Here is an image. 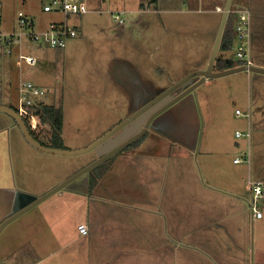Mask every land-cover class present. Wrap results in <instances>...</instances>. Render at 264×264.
I'll list each match as a JSON object with an SVG mask.
<instances>
[{
    "label": "rangeland",
    "instance_id": "1",
    "mask_svg": "<svg viewBox=\"0 0 264 264\" xmlns=\"http://www.w3.org/2000/svg\"><path fill=\"white\" fill-rule=\"evenodd\" d=\"M50 2L0 0V31L17 29L19 11L31 16L34 23L44 30L51 21L62 19L61 14L43 12V5ZM85 2L89 5L86 14L68 17L71 24L78 26L79 35L77 33L78 37L68 40L64 48L53 49L43 41L25 39L22 45L12 48L13 62L10 56L0 57V105L18 111L16 87L21 79L33 81L48 91L42 98L46 105H60L61 99H64V140L65 149L69 151L88 147L155 95L187 74L205 69L225 0ZM212 3L221 6L216 21L209 14L191 11ZM243 4L238 5L241 6L239 8H246ZM116 14L120 16V21H115ZM250 28V60L253 65L264 68V56L255 55L257 51L252 43L251 22ZM20 49L21 53L36 57L35 66L23 65L20 68L15 64ZM226 56L238 62L234 48ZM187 98L159 118L173 132L179 131V124L177 126L174 122L178 113L182 115L184 126L192 127V132L196 131L195 142L192 136L190 140L186 139V144L183 143L195 144L192 150L183 148V179L189 176L199 178L201 182L210 178L221 179L225 175L222 168L226 171L227 168H237L244 177L242 168L248 165L253 175L264 176V74L238 72L207 79L195 89L194 95ZM236 109L243 115L237 116ZM0 125L5 126L0 134V150L10 164L6 178L8 181L13 178L19 186H16L17 189L27 191L30 196L39 188H44L42 195L46 194L52 188L45 190L44 184L52 178L65 172L67 180L96 159L94 151L71 156L50 153L48 158H40L35 154L36 149L22 137L12 117L0 112ZM248 129L250 138L245 136ZM37 130L43 137H50L41 120ZM153 130L150 129L143 139L151 134L159 135ZM236 131L244 136L236 137ZM16 137L29 152L17 146ZM21 154L25 155L23 162ZM115 156L102 162V167L110 164ZM235 157L242 159L238 166L232 165L231 160ZM101 164L94 173L83 174L76 180L95 175L102 168ZM70 185L65 186V193H70ZM80 198L82 201V196ZM85 200L88 210L93 200L88 197ZM68 202L65 203V211L72 210L71 201ZM36 208L17 217L1 230L0 260L5 264L32 263L46 250L40 242H28L37 229L39 232L43 230V225L38 222L40 216L35 215L39 207ZM42 208L48 210L46 206ZM71 215L67 212V227L85 219L83 213L75 217ZM51 242L48 241L47 246Z\"/></svg>",
    "mask_w": 264,
    "mask_h": 264
},
{
    "label": "crops",
    "instance_id": "2",
    "mask_svg": "<svg viewBox=\"0 0 264 264\" xmlns=\"http://www.w3.org/2000/svg\"><path fill=\"white\" fill-rule=\"evenodd\" d=\"M82 1L88 8V3ZM241 3L250 12L255 55L264 56V0H232L233 10L241 7L238 6ZM191 11L209 14L216 21L221 6L212 3ZM35 26L43 30L36 23ZM228 52H223V56L228 58ZM10 57L13 62L15 57ZM60 105L63 111L64 99ZM164 113L154 122L153 131L159 135L151 134L136 147L118 152L110 164L104 166L102 176L94 177L96 183L92 189L89 187L91 178L87 176L72 182L68 188L70 193H65L64 188L28 210L39 207L35 215L40 216L38 222L43 225V230L37 229L28 242H40L46 249L29 264H264V196L259 202L262 217L256 218L250 208L249 184L250 181L264 182V176L253 175L248 165L242 168L244 177L237 168H227V171L222 168L225 175L221 179L210 178L204 182L192 176L183 179V148L192 150L195 144L185 145L186 139L193 136L195 142L196 131L184 126L182 115L177 113L174 122L181 130L173 132L168 124L160 122ZM64 121L63 114L60 147L53 146L50 137L40 135L38 127L32 128L36 141L45 147L65 149ZM4 130L5 126L0 125V134ZM16 140L17 146L28 150L17 137ZM27 143L36 149L35 154L40 158L50 154ZM20 158L22 162L26 160L25 155L21 154ZM233 160L234 166L242 163H233ZM7 169L10 172V164L0 150V224L29 204L30 198L34 200L44 192V188H39L30 196L23 189L19 191L13 178L7 180ZM64 180L65 172L44 184L45 190ZM85 197L93 200L88 210L87 203L84 205ZM68 201L72 210L65 211ZM45 206L48 210L42 208ZM67 212L72 213L70 217L83 213L85 219L67 227ZM79 225L86 226L87 235L79 233ZM48 241L52 242L47 246Z\"/></svg>",
    "mask_w": 264,
    "mask_h": 264
},
{
    "label": "built area",
    "instance_id": "3",
    "mask_svg": "<svg viewBox=\"0 0 264 264\" xmlns=\"http://www.w3.org/2000/svg\"><path fill=\"white\" fill-rule=\"evenodd\" d=\"M1 8V7H0ZM86 5L82 0H51L50 3L43 5L44 13L61 14L62 19L53 21L48 24L44 30L36 29L34 20L24 12L17 13V29L10 32H0V56L12 55V48L22 45L26 40L30 42L43 41L46 45L53 49H62L66 42L77 37V27L68 21L69 16L81 15L87 13ZM234 14V32L235 44L234 53L238 62L243 65L250 66L253 63L250 60V41H251V16L246 8H238L231 11ZM113 17V16H112ZM115 21H120L118 14L114 15ZM37 60L31 55L18 53L15 64L22 68L23 65L30 67L35 66ZM18 98V112L21 117L28 122L31 128H37L40 125V109L41 105H46L42 98L47 94L45 88L39 86L30 80L21 79L16 87ZM235 114L242 116L240 110L236 109ZM247 116L249 114L247 113ZM236 137L244 136L243 133L237 131ZM245 136L250 138V132L247 131ZM248 161V160H247ZM242 159L235 157L233 163H240ZM252 192L250 200V208L254 217L261 218L262 212L259 209V202L264 196V182H249ZM78 231L81 235H87L88 231L85 225H79ZM0 264H4L0 261Z\"/></svg>",
    "mask_w": 264,
    "mask_h": 264
},
{
    "label": "water",
    "instance_id": "4",
    "mask_svg": "<svg viewBox=\"0 0 264 264\" xmlns=\"http://www.w3.org/2000/svg\"><path fill=\"white\" fill-rule=\"evenodd\" d=\"M231 4L232 0H225L220 23L215 35L208 64L204 70H197L187 74L182 79L175 82L171 87L155 95L150 101L145 103L138 110L129 115L126 119L119 122L116 126L111 128L108 132H106L104 135H102L100 138H98L86 148L76 151H69L66 149L45 147L32 137L27 124L18 112L8 106L0 105V112H3L12 117L16 121L25 139L39 150H42L47 153H56L69 156L80 155L88 153L90 151H94L96 155V159L94 161L84 166L81 170L76 172L67 180L52 188L46 194L35 198L32 202H30L29 204H27L26 206L6 218L0 224V232L8 223L33 208L50 195L61 191L65 188V186L75 181L81 175L88 173L90 170L94 169L96 166L107 160L109 157L117 154L118 152L129 146L131 143L142 137L147 132L149 127H153L155 129L156 127L154 126L153 121L159 115H161L169 108L183 100L187 95H194L195 89L198 88L202 83H204L205 80L219 78L238 72L264 74V68L255 65H240L221 71H217L215 68V62L217 59L223 31L226 25L228 15L231 11ZM194 78L198 79L194 81ZM176 89H180V92L174 95V91Z\"/></svg>",
    "mask_w": 264,
    "mask_h": 264
},
{
    "label": "trees",
    "instance_id": "5",
    "mask_svg": "<svg viewBox=\"0 0 264 264\" xmlns=\"http://www.w3.org/2000/svg\"><path fill=\"white\" fill-rule=\"evenodd\" d=\"M151 1H154V0H151ZM232 10H233V7L231 6V11ZM231 11H230L228 18H227V21H226V25H225V28L223 31V35H222V39H221V43H220V47H219V51H218V55H217V59L215 62V68L217 71H221V70L233 68L235 66L243 65V63L235 62L234 60L227 58V57L223 56V54H222L223 52L231 51L234 47V44H235L234 14ZM10 108H12V107H10ZM39 112H40L41 121L44 124V128L49 132L50 139L52 141V145L55 147H60V145H61L60 134H61L62 123H63L62 107L60 105H41V109ZM24 121H26V120H24ZM27 126L29 129L30 125L27 124ZM29 131H30L32 137L35 140H37L36 137L34 136L33 132L30 129H29ZM144 136H146V135L144 134L142 137H140L139 139H137L136 141L131 143L129 146H127L123 150H127L129 148L136 147L141 142V140L143 139ZM56 142H59V143H56ZM102 165L103 164H101V167H102ZM97 167H99V166H96L94 169L90 170L88 173H92V172L94 173L95 169ZM103 168H104V166L95 175L89 176L91 178L90 183H89L90 189H92V187H94V185L96 183V179L94 177L100 178L102 176V174L105 172V170H103Z\"/></svg>",
    "mask_w": 264,
    "mask_h": 264
},
{
    "label": "flooded vegetation",
    "instance_id": "6",
    "mask_svg": "<svg viewBox=\"0 0 264 264\" xmlns=\"http://www.w3.org/2000/svg\"><path fill=\"white\" fill-rule=\"evenodd\" d=\"M198 78H194L193 80L195 81V80H197ZM180 92V89H176L175 91H174V95H176V94H178ZM189 95H192V94H189ZM189 95H187L186 97H188ZM185 97V98H186ZM150 101V100H149ZM155 122V120L153 121V123ZM150 129H154L153 127H149V129L147 130V132L150 130ZM146 132V133H147ZM145 133V134H146Z\"/></svg>",
    "mask_w": 264,
    "mask_h": 264
}]
</instances>
